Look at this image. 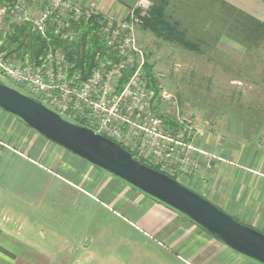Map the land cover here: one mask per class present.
<instances>
[{"label": "crops", "instance_id": "obj_1", "mask_svg": "<svg viewBox=\"0 0 264 264\" xmlns=\"http://www.w3.org/2000/svg\"><path fill=\"white\" fill-rule=\"evenodd\" d=\"M77 1L100 14L118 18H125L139 2ZM151 1L169 18L176 20L178 26L184 27L183 32L189 39L196 41L198 48L194 47L188 54L198 58L207 55L201 50L202 46L214 47L231 56H245L244 43L231 33L236 28L235 17L240 15L264 22V0ZM148 31L141 28L138 32L142 47L144 36L152 38ZM153 42L152 46H160L154 39ZM260 134L257 142L236 144L225 141L224 145L216 136H201L198 147L218 159L201 156L199 172L179 181L239 222L264 233V148L260 143V139L264 141V130ZM208 162H212L210 168ZM59 192L79 198L84 196L111 214L112 219L126 223L142 237L157 241L161 254H165L162 264H259L224 245L182 214L46 139L0 108L2 219L12 217L14 203L37 210L45 204L49 194L53 196ZM17 216L24 218L21 214ZM1 223L0 264H36L31 258L19 255L13 246L16 242L12 233L2 229ZM110 251L116 257L108 258ZM27 252L35 253L29 249ZM124 252V247L115 250L110 247H70V257L65 263L125 264Z\"/></svg>", "mask_w": 264, "mask_h": 264}, {"label": "built area", "instance_id": "obj_2", "mask_svg": "<svg viewBox=\"0 0 264 264\" xmlns=\"http://www.w3.org/2000/svg\"><path fill=\"white\" fill-rule=\"evenodd\" d=\"M152 7L150 0H139L125 18H118L77 0L7 3L0 7V18L7 24L0 38V78L64 119L109 138L137 160L179 181L199 172L201 156L218 158L198 147L202 132L192 121L170 124L162 117L164 104L175 98L164 86V74L148 72V56L138 39L145 24L138 12ZM92 20L98 23L106 51L96 55L95 67L85 76L62 48L53 47V39L74 43L79 25ZM27 24L45 41L37 55L7 43L16 27ZM211 165L208 162L207 167Z\"/></svg>", "mask_w": 264, "mask_h": 264}, {"label": "rangeland", "instance_id": "obj_3", "mask_svg": "<svg viewBox=\"0 0 264 264\" xmlns=\"http://www.w3.org/2000/svg\"><path fill=\"white\" fill-rule=\"evenodd\" d=\"M152 5V9L158 8L153 2ZM164 16L167 23L185 35L184 27L178 26L165 12ZM235 22L236 28L231 33L244 43L245 56H231L209 46L201 47L206 57L189 56L190 49L159 40L150 31L149 35L160 46H152L154 42L149 36L141 41L149 56L151 73L165 75L164 86L175 98L164 104L163 119L170 124L192 121L201 130V136H216L222 145L225 141L257 142L264 130V32L258 30V22L240 15L235 17ZM4 23L0 18L1 37L7 30ZM0 81L17 88L7 79ZM260 143L264 148V141L260 139ZM78 201L79 204L74 203ZM11 213L14 216L9 218L2 219L0 215L1 227L12 233L16 242L13 246L19 255L31 258L36 264H66L70 247L114 250L124 247L125 264L165 261L157 241L142 237L126 223L112 219L111 214L84 196L49 194L39 209L30 210L14 203ZM20 214L24 218L17 216ZM27 248L35 253L27 252ZM107 257L116 256L110 251Z\"/></svg>", "mask_w": 264, "mask_h": 264}, {"label": "water", "instance_id": "obj_4", "mask_svg": "<svg viewBox=\"0 0 264 264\" xmlns=\"http://www.w3.org/2000/svg\"><path fill=\"white\" fill-rule=\"evenodd\" d=\"M0 108L46 139L182 214L237 253L264 264V233L237 221L178 180L137 160L116 142L71 123L1 82Z\"/></svg>", "mask_w": 264, "mask_h": 264}, {"label": "trees", "instance_id": "obj_5", "mask_svg": "<svg viewBox=\"0 0 264 264\" xmlns=\"http://www.w3.org/2000/svg\"><path fill=\"white\" fill-rule=\"evenodd\" d=\"M13 1L15 0H0V7ZM138 16L143 19L145 23L144 28L149 29L157 39L185 49L193 50L194 47L198 48V46H196L197 44L188 41L185 35L179 32L175 26L167 23L163 9L158 7L145 12L139 11ZM257 26L259 31L264 32V22H258ZM98 31V23L95 20L82 23L79 25V37L76 42L63 43L54 38L53 47L62 48L69 60L74 62L76 67L87 76L96 65V55L98 53L104 55L106 51L98 35ZM7 38V43L10 47L16 46L17 49L33 55L41 53L42 49L45 47L44 39L32 31V26L30 24L24 25L23 27H16L15 33L9 34ZM147 70L149 73L152 72V66L150 64ZM144 164L151 167V165L145 162Z\"/></svg>", "mask_w": 264, "mask_h": 264}]
</instances>
